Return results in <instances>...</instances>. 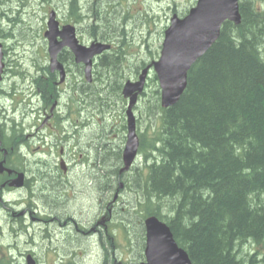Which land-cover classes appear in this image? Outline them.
Returning a JSON list of instances; mask_svg holds the SVG:
<instances>
[{
  "label": "trees",
  "instance_id": "trees-1",
  "mask_svg": "<svg viewBox=\"0 0 264 264\" xmlns=\"http://www.w3.org/2000/svg\"><path fill=\"white\" fill-rule=\"evenodd\" d=\"M2 4L12 13L10 0ZM255 4V0L240 3L239 25L223 23L216 42L189 69L186 88L175 105L162 109L156 79L150 80L154 89L145 107L150 131L139 134L143 171L137 168L141 172L135 173L141 181L136 190L143 199L139 212L165 222L191 264H264V8ZM99 15L106 18V35L126 38V30L120 28L126 27V16L116 14L122 25L112 28L113 13ZM16 24H8L12 33ZM109 57L104 54L99 60L95 108L110 109L111 102L121 99L118 81L123 78L119 74L115 78L120 64L116 71L104 62ZM43 85L45 91H52V83ZM99 130L82 133L84 144H91L94 163L86 173L103 185L102 191L120 184L126 188L124 178L115 182L120 169L118 149L102 145ZM37 172L39 196L53 202L60 214H69L63 211L69 209L68 198L56 187V171L40 168ZM74 182L92 191L97 187L77 175ZM80 202L76 200L71 208ZM163 205L165 214L160 211ZM139 230L140 226L135 228V237L140 236ZM248 246L257 250L249 255Z\"/></svg>",
  "mask_w": 264,
  "mask_h": 264
},
{
  "label": "flooded vegetation",
  "instance_id": "flooded-vegetation-1",
  "mask_svg": "<svg viewBox=\"0 0 264 264\" xmlns=\"http://www.w3.org/2000/svg\"><path fill=\"white\" fill-rule=\"evenodd\" d=\"M3 1L5 0H0V44L2 46V68L0 71V164L2 169L0 172V204L11 221V224L7 226V233H5L11 238L13 237V242L9 247L14 252H21L20 254L24 258L27 255L32 256L34 263L37 264L41 260L33 252L34 248L38 247L41 249L43 245H52L58 249H66L70 248V245H79L82 239H79V234H72L71 231L73 229L83 235L90 233L102 235V231L97 229L99 226L97 223L92 226L91 220L95 217L97 210H95L93 217L90 219L88 218L89 215L84 216L85 220L83 222L81 221L80 212L77 214L79 220L70 215V213L60 214L53 202L49 203L39 196L35 184L37 171L40 168H46L48 171L50 169L55 170L58 174L56 176L58 178L56 187L61 195H65L69 201L81 188L80 185L73 181L72 177L76 175L80 177L79 174L83 168L94 167L93 160H91L89 155L91 144L87 143L85 145L82 143V133L89 131L98 132L99 128L102 138L106 137V133L109 130L111 134L115 129L121 131L122 126L115 124L113 119L121 118L123 115L117 114L115 117L108 118L109 124H98L102 118L93 110L96 107L92 101L96 96L93 93L94 88L91 87V84L82 82V65L76 63L70 52L65 48L57 56V60L62 64L64 70L63 77H61L57 69L51 70L48 60L45 65H39L38 60L32 58L28 70H23L22 65L19 66L15 61L9 60L8 55L12 48L7 46V41L12 39L14 35L10 31L11 26L8 24L14 20L7 17L1 10ZM39 1L42 7L52 3V0ZM58 2L62 5L63 11L67 13V17L60 19L58 12H56L58 27L55 32L58 39L62 27L72 25L77 38L80 33L81 35L83 33L81 28H84L89 35L87 42L108 41L103 36L98 37V32H93L94 28L92 27L93 25L97 26L96 19H100V15L91 11L96 10L95 7L101 0H58ZM70 9L87 12H82L81 14L67 12ZM50 12L51 10L48 14ZM90 20H93L91 24L88 23ZM102 28L103 31H107V26ZM46 29L47 19L42 33L43 37ZM17 36H22L23 38L25 36L24 31L20 29ZM49 82L52 83L53 89L52 91H45L43 84ZM84 85H88L90 88ZM82 92H84V95L86 94L85 92H89L91 96L87 95L82 100ZM137 122L139 121L137 120ZM105 144H109V141L107 140ZM83 152H88L85 159L83 158ZM117 156L119 159L118 166H120L121 153L119 151ZM19 175L22 176L20 177V186H16L13 182ZM54 175V171H51L50 176L53 177ZM123 175L126 174L120 175L118 171V179L115 182H118ZM62 179L68 181L67 185L60 183L63 181ZM85 179L89 185L97 182V179L91 178L88 173H86ZM120 185L119 187L110 186L106 189L104 188L103 191H105L106 196L113 191L116 195H119L121 190H126L123 184ZM2 198L4 199L2 200ZM104 198L100 199L99 202L103 201ZM136 198V196L129 197L126 194V200L137 202L134 208H128V215H132V220L127 217L124 219L125 223L116 220L111 225L112 228L117 226V224H121L123 228L130 226L132 232L135 228L137 229L140 219L136 218L135 221V216L132 212L136 208L139 209L141 201L140 196L138 200ZM108 205L111 206V204ZM108 205L104 209L107 212V218L104 216L102 218L109 219L107 222H110L116 211L109 209ZM17 207L23 208L18 212ZM75 211L71 213L73 214ZM39 216L45 217L47 220L45 219L43 223L39 224L37 223L41 221L40 218H37ZM45 223L51 226V230L54 226L58 227L56 242L50 243L49 240L52 236L47 232L46 228H43ZM106 223H103V226ZM78 224L87 231L80 230ZM103 229L106 230L107 226L105 225ZM53 233L55 232L53 231ZM139 233V238H133L135 244L140 243L139 240L144 235V228H140ZM5 235L0 227V237L5 239ZM68 239L72 241L69 242ZM21 241L23 245L18 244ZM81 243L89 245L87 239L82 240ZM93 244L101 247L107 245L101 240H96ZM22 246L23 250H20ZM142 246L143 248L145 247V245Z\"/></svg>",
  "mask_w": 264,
  "mask_h": 264
},
{
  "label": "rangeland",
  "instance_id": "rangeland-1",
  "mask_svg": "<svg viewBox=\"0 0 264 264\" xmlns=\"http://www.w3.org/2000/svg\"><path fill=\"white\" fill-rule=\"evenodd\" d=\"M9 1V0H7ZM12 2V13H8L5 9V7L2 6V11L9 17L10 19L14 20L16 23V31L12 33L14 37L7 41V46L11 47L12 50H10V54L8 55V59L15 61L16 64L19 66L22 65L23 70H28V66L30 65V61L33 58L35 60V57L41 56V61L45 65V62L47 60L46 55V40L42 36L44 25L47 19V14L50 10H53L55 12H58L59 18L63 19L66 16V11H63L62 5L58 2V0H52V3H49L48 5L42 7L40 6L39 0H10ZM44 1V0H41ZM83 1V0H82ZM161 0H101L99 4L96 5V10L98 13L104 12L108 15L113 13V20H115V25L113 27H118L122 25L119 20L115 18L116 14L119 16H126V27L125 24L122 25L126 30V38L125 39H116L114 35H106L103 31V26H108L106 23V18L104 16H100V19H96V27L93 25L94 31L98 32V37H105L109 41L110 44L113 46V52L109 55L112 57H109L108 60L104 61L107 65H110V67L115 68L117 71V68L120 64V71L116 73V77L119 74L121 78H123V82L125 80H133L137 74L136 69L140 65L141 62H144L145 65L151 64L152 61H156L158 59V54L160 50V45L163 38V31L168 26V18L170 15V11L174 12L177 7L178 13H183L186 11L187 8L190 7V4L193 0H167L165 3H158ZM256 5H258L260 8H264V0H255ZM44 3V2H43ZM92 10V9H89ZM67 12H76L77 14H81V10H67ZM94 12V11H93ZM93 20H90L88 23L91 24ZM24 31L23 38L22 36H17L19 30ZM81 33L79 34L80 40L82 42H87L89 40V35L86 29L81 28ZM116 59V60H115ZM118 59V60H117ZM115 60V61H114ZM113 62H117L116 64H113ZM39 64V63H38ZM98 64V62H97ZM40 65V64H39ZM100 67V65H98ZM97 66V67H98ZM99 68H95V72L98 71ZM139 73V72H138ZM103 75V74H102ZM151 75V74H150ZM101 74H99L97 77L100 78ZM112 76H114V73H112ZM111 76V77H112ZM150 78L152 79L153 76L151 75ZM119 79V77H118ZM95 81H96V75H95ZM121 83V80L118 81ZM122 82V83H123ZM99 82L97 84L95 83V87H98ZM153 84L148 83L147 87L145 88V96L142 97L138 103V107L140 108L138 114H140L142 120L140 125V133L143 134L145 130L150 131V124L147 121L145 117L146 108L148 105V101L151 98V92L153 91ZM95 90V88H94ZM93 90V91H94ZM88 96H91L89 92H87ZM103 94V93H102ZM106 94V93H104ZM95 100V98L93 99ZM113 104L119 105V102H111V108L107 109L105 106H101L99 108H93V110H97L96 114L102 118V122L104 125L109 124L110 121L107 120L110 117H115L118 114V111ZM96 105V103H95ZM104 119V120H103ZM111 133L110 130L106 133V137L103 139H100L99 142H101L102 145H106L105 141L108 140V134ZM105 135V134H103ZM110 135V134H109ZM98 138V135L96 136ZM106 139V140H105ZM84 140V139H83ZM84 143V141H82ZM115 147V145H114ZM116 148V147H115ZM83 158L85 159L88 152H83ZM93 156L91 155V160ZM88 169L83 168V170L80 171V177L87 181L86 178V172ZM139 169L132 173V175L129 176V179L125 177L128 175H123L122 177L123 182L125 183L126 190H121L119 194L118 200H120L116 207L118 210V220L122 222L127 217L128 219L132 220V215H128V208H134V205L137 203L135 201L129 202V200H126V194L130 197L136 196V200H138L139 196L141 195V192H138L136 190V183L140 184V180L135 176V173L137 174ZM141 172V171H140ZM73 181L75 180V177H72ZM88 183V181H87ZM89 185V183H88ZM97 185L95 188V191H92L94 188H86L81 186L80 191L76 192V195H73L72 198L67 202V207L69 208L68 213H71L74 210H82L80 213L81 215V221L84 222V216L89 215V219L93 217V213L96 211L95 217L92 218V226L94 223H97V225H103V223H106L109 221V219L102 218L104 215H106L105 205L106 202L109 201L110 196H106L105 191L102 192L103 185L101 184H91ZM133 189V191H132ZM136 190V191H134ZM107 191V190H106ZM134 192V194L132 193ZM114 193V191L112 192ZM106 196V197H105ZM105 197V198H104ZM94 198V200H89ZM103 199V201H100V199ZM81 200L78 207L71 208L70 205L74 204L75 201ZM10 201V200H7ZM140 201L142 202V195L140 196ZM66 202V201H65ZM64 202V203H65ZM158 203L159 201H155ZM160 202H163L164 204L167 203V200H160ZM123 209V211L121 210ZM140 209V208H139ZM139 209H135L132 213L134 214V218L136 221V218H140L139 216ZM64 209L63 211L65 212ZM164 205L160 207V211L163 212ZM21 210H18V212ZM165 214V212H163ZM162 213V214H163ZM40 218L41 221L37 222L39 224L43 223V221L47 218L45 217H37ZM76 219L79 220L77 216H75ZM113 223L116 222V219L112 220ZM134 222V220H133ZM122 223V224H124ZM135 223V222H134ZM8 224H11V221L8 217V214L3 211V208L0 204V227L3 233H7ZM109 224V222H108ZM136 226V224H135ZM138 226H140V220L138 221ZM43 228L47 229V232L52 236L50 238V243L56 242V232H58L56 226L53 227V231L51 230V226L49 224H43ZM78 228L80 230L85 231L86 229H83L81 225L78 224ZM89 228V227H88ZM87 228V229H88ZM103 227H98V229L102 230ZM135 230V229H134ZM133 230V232L130 229V226H127L124 228L123 232L119 234V240L122 243L119 245L118 248H115L112 252V254H106L103 247L99 245H81L82 240L80 242V245H70L69 250H63V254L59 255V259L55 258V253L52 250L57 251L58 248L53 247L52 245H43L41 249L34 248L33 252L36 254V256L43 260L44 264H114L115 261H117L116 264H137L142 262V250H139V244H135L133 241V238H139L135 237L134 233H136ZM52 231V232H51ZM72 234H79L81 236L80 232L75 231L73 229ZM48 234V235H49ZM114 235V233H113ZM5 239H3V242L8 243L9 245L13 242V237L9 235L4 236ZM82 237V236H81ZM130 237L131 243H132V250L126 251V246L129 245V243L126 242V239ZM48 239V237H46ZM25 239V237H23ZM71 242L72 240H69ZM91 241V240H90ZM140 241V240H139ZM19 245H23V242L21 241L18 243ZM114 245H118V242ZM8 246V245H5ZM82 247L84 248L85 252L83 251ZM51 248V249H50ZM6 248L0 250V258L5 254V256L9 257L8 253L5 250ZM20 250H23V246L20 247ZM248 250H250L249 255L252 254L255 250H257L256 247L248 246ZM75 251V257L72 258L70 255L71 252ZM57 253V252H56ZM111 253V252H110ZM12 255H15L12 253ZM17 257V262L20 264H24L23 260L19 257V254ZM64 261L61 262V261Z\"/></svg>",
  "mask_w": 264,
  "mask_h": 264
},
{
  "label": "water",
  "instance_id": "water-1",
  "mask_svg": "<svg viewBox=\"0 0 264 264\" xmlns=\"http://www.w3.org/2000/svg\"><path fill=\"white\" fill-rule=\"evenodd\" d=\"M227 20L239 24L240 17L237 0H199L198 5L189 16L182 21L172 20L171 26L165 33L161 57L153 63L161 89V106L168 108L175 105L186 86L187 71L191 65L203 56L217 39L220 26ZM48 51L51 57L50 66H59L56 54L63 47L69 48L76 57V62L85 66L86 80H90L91 59L107 45L99 43L85 48L74 40L54 41L48 34ZM1 57V55H0ZM60 67V66H59ZM147 69L142 71L136 83L127 82L122 95L129 99L127 108L128 134L123 151V170H127L132 163L138 148V140L134 129V118L131 108L136 97L142 92ZM146 264H190L186 253L179 249L174 242L169 229L154 218L145 221ZM31 259L28 258L30 264Z\"/></svg>",
  "mask_w": 264,
  "mask_h": 264
},
{
  "label": "bare ground",
  "instance_id": "bare-ground-1",
  "mask_svg": "<svg viewBox=\"0 0 264 264\" xmlns=\"http://www.w3.org/2000/svg\"><path fill=\"white\" fill-rule=\"evenodd\" d=\"M95 98V97H94ZM97 110H95V112H96ZM119 173H120V175L121 174H123L120 170H119ZM125 174V173H124ZM121 179H122V177H121ZM147 248V245H145V247H144V249H146ZM184 251V250H183Z\"/></svg>",
  "mask_w": 264,
  "mask_h": 264
}]
</instances>
